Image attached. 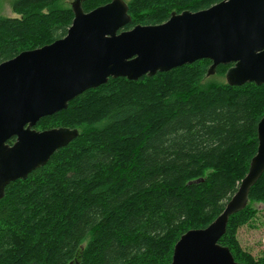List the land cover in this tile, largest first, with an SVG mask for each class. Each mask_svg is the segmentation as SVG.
I'll list each match as a JSON object with an SVG mask.
<instances>
[{"label": "trees", "instance_id": "obj_1", "mask_svg": "<svg viewBox=\"0 0 264 264\" xmlns=\"http://www.w3.org/2000/svg\"><path fill=\"white\" fill-rule=\"evenodd\" d=\"M61 1H12L17 16L0 15V63L67 34L74 12ZM110 1L84 0L82 7ZM220 1L130 0L124 29ZM174 5L179 9L170 11ZM211 63L200 59L138 80L110 78L40 119L37 130L68 127L78 136L6 187L0 264H171L181 235L223 212L258 147L264 84L200 86ZM231 65L216 71L226 74ZM258 202L264 203V173L220 239L243 264H264V255L253 256L237 238Z\"/></svg>", "mask_w": 264, "mask_h": 264}, {"label": "water", "instance_id": "obj_2", "mask_svg": "<svg viewBox=\"0 0 264 264\" xmlns=\"http://www.w3.org/2000/svg\"><path fill=\"white\" fill-rule=\"evenodd\" d=\"M83 1H73L74 17L64 37L0 63V199L11 182L26 179L78 136L68 127L37 130L38 121L110 78L138 80L209 59V74L232 64L225 74L230 85L264 84V0H222L131 29H124L131 21L124 0L90 11ZM257 134L256 154L237 191L208 226L181 235L171 264H243L220 239L264 173V116Z\"/></svg>", "mask_w": 264, "mask_h": 264}, {"label": "rangeland", "instance_id": "obj_3", "mask_svg": "<svg viewBox=\"0 0 264 264\" xmlns=\"http://www.w3.org/2000/svg\"><path fill=\"white\" fill-rule=\"evenodd\" d=\"M13 0H0V15L15 17L17 16L12 9ZM126 3L130 0H124ZM73 0H62L60 6L68 8L71 6ZM179 8L174 5L170 8V11H177ZM227 82L225 73H211L206 75L200 86H212V85H224ZM257 214L252 218L251 222L241 226L237 231V238L241 246L250 252L255 257L264 255V203H255Z\"/></svg>", "mask_w": 264, "mask_h": 264}, {"label": "flooded vegetation", "instance_id": "obj_4", "mask_svg": "<svg viewBox=\"0 0 264 264\" xmlns=\"http://www.w3.org/2000/svg\"><path fill=\"white\" fill-rule=\"evenodd\" d=\"M15 141V138L9 140V143L12 144Z\"/></svg>", "mask_w": 264, "mask_h": 264}]
</instances>
